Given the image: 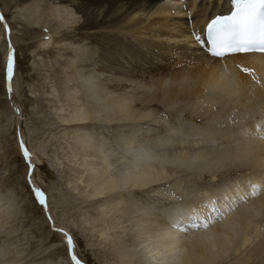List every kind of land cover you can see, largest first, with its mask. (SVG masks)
<instances>
[{
  "label": "bare ground",
  "instance_id": "1",
  "mask_svg": "<svg viewBox=\"0 0 264 264\" xmlns=\"http://www.w3.org/2000/svg\"><path fill=\"white\" fill-rule=\"evenodd\" d=\"M16 2L29 27L25 34L34 33L38 38L36 50L70 40L78 45L81 40L74 39L76 36L87 41L97 36L104 39L100 57L106 64L94 65L95 51L86 45L72 49L74 58L65 68L70 70L67 79L75 85L65 88L71 115L63 122L73 127L72 159L81 160L77 158L82 152V165L89 167L82 168L88 173L76 179L93 189L85 201L99 199L96 203L101 210H115L113 216L118 211L116 217H122L124 211L131 219L138 217L141 226L130 232L132 243H125L124 234L116 229L120 227V223L115 225L117 219L112 223L93 204V213L80 218V224L89 226L83 234L87 246L104 248L110 264H153L158 256L165 257L163 264H220L232 255L239 256L238 264H254L257 257L264 264V54L218 58L193 37L195 32L204 38L207 23L215 15L226 14L230 0ZM41 13L54 23L42 34L39 30L48 24ZM12 21L8 26L14 34ZM70 28L71 33L65 31ZM78 63L84 71L76 68ZM238 65L254 69L260 83ZM104 74L110 79L103 78ZM12 87L17 90L16 77ZM132 91L141 95L138 107L133 104ZM181 104L182 110L190 109L192 121L177 119L182 110L175 112L174 120L152 110L176 109ZM110 141L116 151L108 147ZM143 150L149 153L142 154ZM52 159L51 167L58 171L56 155ZM126 159L129 161L124 163ZM205 174L208 183L197 181ZM227 174L235 177L222 179ZM253 185L258 186L255 196H251ZM241 195L248 196L246 202L239 199ZM213 199L226 215L207 229L172 227L177 223L187 226L192 209L206 214V205L211 206ZM162 205L167 207L154 208ZM7 206L0 213L2 223L18 214L9 211L11 204ZM49 210L69 229L52 205ZM58 247L63 246L52 243L49 249ZM19 257L17 251L9 254L0 245V264H19Z\"/></svg>",
  "mask_w": 264,
  "mask_h": 264
},
{
  "label": "rangeland",
  "instance_id": "2",
  "mask_svg": "<svg viewBox=\"0 0 264 264\" xmlns=\"http://www.w3.org/2000/svg\"><path fill=\"white\" fill-rule=\"evenodd\" d=\"M16 3V0H0V12L5 17V20L0 22V200L3 199L0 202V213L8 207L7 203L12 206L9 211L18 213L14 220H10L7 223H2L3 220L0 214V245H3L5 251L9 254L12 251H17L19 256H22L21 258L19 257V264H50L57 259H62L65 264H72L63 233L53 230L44 208L36 201L28 183V163L25 161L19 146V139L22 136L28 150L33 152L31 153L32 161L35 155L32 171L33 183L47 193L48 207L53 206L55 212L69 229L62 227L53 218V220L55 219V227L58 229L63 228L72 235L77 257L83 264H110V257L107 255L109 260L106 261L107 257L103 254L104 248L87 246L84 233L89 229V226L80 224V218L83 214L89 213L88 215H90L91 212L93 213L94 209L91 207L94 204L99 211H103L108 216L112 223L117 219L115 225L120 223V227H116V229L120 235L124 234L122 239L128 244L132 243L130 232L133 229L137 231L138 225L141 226V223H139L138 217L131 219L130 216L124 214V211L121 213L122 217H116L117 213H119L118 211L113 216L115 210L109 213L101 210L100 208L103 207L96 203V200L99 199L91 202L85 201V196L93 189L87 187L85 183H77L76 179L80 174L86 175L88 172L83 169H89V167L82 165L81 161L84 157L82 152L79 153L77 158L81 160L72 159L73 151L70 148L74 142V133L71 129L73 127L65 126V122H63L71 115V102L67 100L66 89L75 85L74 80H70L71 78L69 77L67 79L70 70L65 68L66 62L74 58L72 49L86 45L88 49L95 51L96 59H94L95 56L93 55L94 65L102 64L103 62L106 64L107 62L100 57L104 39L97 36L96 39L87 41L86 38L72 33V35L76 36L74 39L78 38V41L81 40L78 45L74 44L73 46L70 40L65 43L61 42L57 46H49L46 50H36L38 48V38H35L34 33L25 34V27L27 29L29 27L24 21L23 11L17 9ZM40 5L41 9L39 8V10L41 11L44 4L41 2ZM5 8H7V11H5ZM40 15L43 20L45 19L44 22L48 24L47 28L39 30L40 34L49 32L50 28L54 27L51 17L47 14L44 16L43 13ZM11 18L13 19L12 24H15L13 25L15 28L14 34V30L11 32L12 28L10 32H6L4 28V23L9 24L11 27ZM65 31L71 33L73 28ZM13 36L18 41H13ZM61 39L63 38H60L59 41H62ZM9 41H11L14 50V73L10 81L11 92L8 90L9 81L6 72ZM77 65L76 68L84 71V68L79 67L80 63ZM15 77L17 92L12 87ZM102 77L110 79L111 76L104 74ZM67 80L69 81L67 82ZM66 82L68 83L67 86L65 85ZM104 82L106 83V80ZM129 91L131 90L129 89ZM136 92L132 91L130 95H132V100H134V106L138 107L141 95H136ZM105 93L107 92L105 91ZM73 104L81 105V102H73ZM179 106H182V104ZM179 106L176 109L161 108L152 110L155 115L160 111L168 118L172 117L173 120L174 117L179 115L180 117L178 116L177 119L181 122L183 121V123L192 121L190 109L184 108L185 110H182L183 106ZM137 109L140 110V108ZM177 110L182 111L177 116H174ZM200 121L201 118L198 119V123ZM149 124L151 123L149 122ZM155 127L159 126L156 124ZM18 133L20 134L19 136ZM107 143L108 147H111V151H116L114 142L110 141ZM75 150L79 151L76 147ZM145 151L143 150L142 154L149 153H145ZM54 155H56L58 160V171L53 170L51 167ZM128 161L126 159L124 163ZM97 162L98 159L94 161V164ZM244 174L246 173H240L239 175L243 176ZM233 177L235 176H228L227 174L222 176V179L229 180ZM197 181L208 183L209 178L205 174L198 178ZM167 190V188L163 189L165 195H168ZM109 196L110 194L104 196V199L109 198ZM190 198L187 199L190 200ZM140 199L144 198L141 197ZM166 207L162 205L154 208L161 211ZM37 209H39V213ZM94 226L99 228L98 222H95ZM52 243H61L63 247L51 250L49 246ZM244 252L242 253L245 254ZM232 256L233 259L229 257L220 264H234V262L238 264L239 260L236 258L239 256ZM162 257L158 256L153 264H163ZM135 258L134 253L133 260ZM163 258L165 259V257ZM254 261V264H263L260 257H257Z\"/></svg>",
  "mask_w": 264,
  "mask_h": 264
},
{
  "label": "snow or ice",
  "instance_id": "3",
  "mask_svg": "<svg viewBox=\"0 0 264 264\" xmlns=\"http://www.w3.org/2000/svg\"><path fill=\"white\" fill-rule=\"evenodd\" d=\"M4 20L5 17L0 13V22ZM4 28L6 32H10L7 23H4ZM205 35L206 40L201 34L193 33L194 39L201 46L206 45L207 51L214 57L249 53L264 54V0H230V10L226 14L215 15L207 23ZM238 67L243 73L251 76L254 82L257 84L260 83V79L255 74L254 69L243 65H238ZM6 72L9 81L8 90L11 92L10 81L14 73V50L11 41H9L8 45ZM19 146L25 161L28 163L29 171L27 179L36 201L44 208L53 230L63 233L72 264H83L75 252V243L72 235L63 228L58 229L55 227V222L48 207L47 193L33 183L32 171L34 164L32 154L25 145L22 136L19 139ZM257 187L256 185L252 186L251 196L257 194ZM239 199L246 202L248 196L241 195ZM206 207H208V211L204 215H199L196 209H192L190 222L187 226H182L177 223L173 224L172 227L178 228L181 231H187L189 227L192 229H207L211 223L215 222L216 218H223L226 215V212H221L216 199L211 201V206L206 205ZM231 210L232 208L227 209V211Z\"/></svg>",
  "mask_w": 264,
  "mask_h": 264
}]
</instances>
